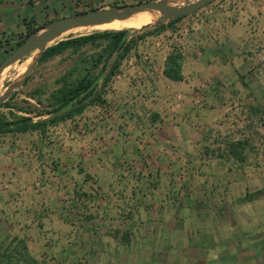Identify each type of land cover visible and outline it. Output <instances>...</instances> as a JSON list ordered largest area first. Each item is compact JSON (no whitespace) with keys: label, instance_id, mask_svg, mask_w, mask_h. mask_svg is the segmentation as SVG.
<instances>
[{"label":"crops","instance_id":"crops-1","mask_svg":"<svg viewBox=\"0 0 264 264\" xmlns=\"http://www.w3.org/2000/svg\"><path fill=\"white\" fill-rule=\"evenodd\" d=\"M90 1L0 0V58L31 20ZM209 5L161 31L129 32L127 41L145 37L135 40L105 87V104L41 130L0 133V258L130 264L139 242L149 241L142 248L154 256L156 242L174 236L193 193L208 191L211 177L234 173L220 163L237 160L228 145L245 138L216 135L243 125L244 118L235 124L239 114L255 113L261 126L264 0ZM174 49L183 54L180 81L164 75ZM107 73L108 67L99 87ZM20 98L33 111L18 114L49 118L28 92Z\"/></svg>","mask_w":264,"mask_h":264},{"label":"rangeland","instance_id":"rangeland-1","mask_svg":"<svg viewBox=\"0 0 264 264\" xmlns=\"http://www.w3.org/2000/svg\"><path fill=\"white\" fill-rule=\"evenodd\" d=\"M139 1L143 0H91L80 7L58 9L46 15H40L34 20L33 25L43 26L53 19L87 11L89 7L103 8L109 5L131 4ZM187 1L194 0H179L180 3L172 2L171 4H186ZM206 8L211 7L208 4ZM194 12L191 13L192 16L195 15ZM171 21L174 20L168 19L161 25ZM154 26H158V24H148L145 31ZM135 28L142 29L144 27ZM93 30L96 29L89 28L80 33L89 34ZM73 35L75 34L64 38ZM19 37L20 35L17 38H12L11 46L4 50L0 61L12 49V45L17 42ZM91 51V47H86L81 53H90ZM30 56L8 67L0 75V95L9 92L10 94L16 93L14 99L11 100L12 106L19 104L28 107L23 102L24 99L20 98L21 95L42 84H48V88H52L54 80L73 66L79 54L67 51L64 55L56 56L47 62L41 64L36 62L29 71V80L24 84L20 79L27 72L29 66L25 68L23 74L20 71V66L25 64L27 59L34 58L36 54L33 53ZM10 97L6 100H9ZM10 110L15 109L0 105V113L9 114ZM238 116L240 122L235 124L240 125L244 118L243 125L240 127L236 125L237 129L234 132L230 127H223L224 129L219 131H222L223 134L216 136L222 141L230 137L245 138L248 142L246 161L242 163L238 160H222L220 164H224L234 173H230L228 177H211L212 185L209 184L208 191L205 192L203 189L201 193H193L192 201L194 203L187 200L189 207L180 211L181 220L173 226L172 234L174 236L170 242H156L160 247L154 250V256L149 248H142L143 244L151 246L152 241L139 242L137 252L134 251L137 254L132 257V264H264V112L261 114V126H258V122L256 123L253 119L258 116L255 113L246 114L244 117L242 114ZM192 179L186 177L188 182ZM230 182H233L232 186H230ZM256 192L260 193L258 197L247 199L248 194ZM163 244H170V246L161 249ZM213 245L215 249L209 248ZM0 264L12 263L0 258Z\"/></svg>","mask_w":264,"mask_h":264},{"label":"trees","instance_id":"trees-1","mask_svg":"<svg viewBox=\"0 0 264 264\" xmlns=\"http://www.w3.org/2000/svg\"><path fill=\"white\" fill-rule=\"evenodd\" d=\"M91 9H94V7H89L87 10ZM185 16L187 15L173 18V20L178 21ZM33 24L34 20H31L28 24L27 32L24 35H20L17 42L12 45V48L19 45L30 33L41 27L40 24ZM168 25L171 26V22ZM163 28V25H160L156 27L154 32L161 31ZM93 31L89 34H75L78 36L63 39L47 47L39 57L38 63L41 64L56 56L64 55L67 51L79 54L73 66L54 80L52 88H48V84H42L28 92L29 98L34 99L37 104L46 107L45 113L49 115V118L34 122L30 114H18L17 111L31 113L33 110L29 107L31 105L29 100H23L28 107L19 104L12 106L11 100L16 96V93H13L9 100L2 103V106L12 107L15 110H10L9 114L0 113V133L41 130L49 123L64 121L82 113L90 105L105 104V87L112 76L116 74L122 60L133 48L135 40L143 39L145 34H140L137 38H131L127 41L126 37L129 30L125 28L121 30L96 29ZM86 47H91L92 51L90 53H81ZM115 52H117L116 60L109 65V59ZM182 62V52L174 49L167 56L164 75L174 81L183 80ZM107 67L108 73L104 76L103 83L98 88V79ZM28 80L29 76L25 79L24 84ZM247 146L248 142L246 140H236L228 145L229 152L242 163L246 161V157L242 153L247 149ZM259 195V192L250 193L247 199L251 200Z\"/></svg>","mask_w":264,"mask_h":264},{"label":"water","instance_id":"water-1","mask_svg":"<svg viewBox=\"0 0 264 264\" xmlns=\"http://www.w3.org/2000/svg\"><path fill=\"white\" fill-rule=\"evenodd\" d=\"M165 1L166 0H143L131 4L109 5L108 7L94 8L91 10L82 11L53 19L48 23H46L45 25L38 28L36 31L30 33L19 45L12 48L5 55V57L0 61V75L8 67L23 60L24 58L30 56L31 54L36 53V56L33 58V63L29 66L27 72L21 78V83H24L25 79L29 76L28 74L31 67L34 66L36 62H38L39 57L41 56L43 51L47 47L67 38L58 39L49 45H47V43L52 41L62 31H65L72 27L85 25L88 23L107 22L114 18H123L126 16L127 13L135 12L139 10H150V11L161 12L162 15L160 16L159 20L155 22L159 26L161 25V23H163L168 19L189 15L194 11L198 10L199 8H201L202 6H205L206 4L214 0H194L192 2L187 1L186 4H179L180 2L176 4H167ZM146 26H142L144 27L142 29H140L141 27L132 28V29L125 28V29H128L130 33L136 34L139 31L145 30ZM158 26H154L153 28H156ZM79 35H83V34H79ZM74 36H78V35H73L71 37ZM11 95L12 94H10V92L4 95H0V105L4 103L6 99Z\"/></svg>","mask_w":264,"mask_h":264},{"label":"bare ground","instance_id":"bare-ground-1","mask_svg":"<svg viewBox=\"0 0 264 264\" xmlns=\"http://www.w3.org/2000/svg\"><path fill=\"white\" fill-rule=\"evenodd\" d=\"M165 2L167 4H171L172 2H179V0H166ZM161 15H162V13L159 11L139 10V11L127 13L126 16L123 18H114V19L107 21V22L88 23L85 25L72 27L70 29H67V30L59 33L52 41L47 43V45L51 44L52 42H54V41H56L62 37H65V36H68L71 34H78V33L83 32L89 28L100 29V30H103V29H123V28H135V27H139V26H143V25H148V24L157 22ZM30 57H32V56H30ZM32 63H33V58L27 59L25 64L20 66L21 73L23 74V71L26 70L25 68L27 66H30ZM18 70H19V68H18Z\"/></svg>","mask_w":264,"mask_h":264}]
</instances>
